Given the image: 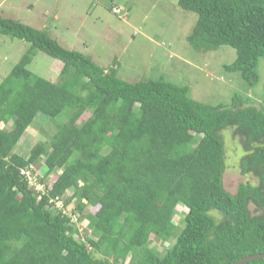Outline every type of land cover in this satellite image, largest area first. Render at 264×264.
<instances>
[{"label": "trees", "instance_id": "1", "mask_svg": "<svg viewBox=\"0 0 264 264\" xmlns=\"http://www.w3.org/2000/svg\"><path fill=\"white\" fill-rule=\"evenodd\" d=\"M177 5L197 16L186 42L234 49L224 70L254 86L264 62V0ZM0 35L29 45L0 83V124L11 122L0 128V264H127L129 256V264H234L264 254V84L258 107L238 93L229 105L210 106L163 78L125 82L114 60L100 67L40 27L0 16ZM37 52L61 62L55 82L28 70ZM62 113L47 147L38 143L27 157L14 152L38 114L52 122ZM229 128L245 152V181L233 194L223 186L220 133ZM40 159L45 176L60 171L50 187L34 175L43 191L22 173ZM74 200L72 219L62 206ZM57 201L61 209L52 210ZM86 205L98 209L84 213ZM178 206L187 210L180 228ZM82 220L90 236L75 227Z\"/></svg>", "mask_w": 264, "mask_h": 264}, {"label": "rangeland", "instance_id": "2", "mask_svg": "<svg viewBox=\"0 0 264 264\" xmlns=\"http://www.w3.org/2000/svg\"><path fill=\"white\" fill-rule=\"evenodd\" d=\"M112 9L118 12L111 13ZM0 16L14 17L24 24L40 27L63 48L90 56L100 67L109 69L114 60V68L118 66L117 77L128 83L163 78L175 85L187 86L190 98L210 106L229 105L234 93L251 97L256 107L262 98L263 60H259L256 68L258 80L250 87L238 72L224 70L225 65L235 60L234 49L228 46L208 50L191 47L186 37L197 16L180 9L177 0H5ZM28 46L24 41L0 35V83ZM61 67L58 60L37 52L27 68L32 74L55 82ZM87 117L88 113H85L80 121ZM65 118V113H62L50 122L38 114L14 152L27 157L38 143L45 145L49 142L56 132V125L64 122ZM10 123L6 126L0 124V128L8 129ZM220 135L224 142L223 186L233 194L238 184L245 181V176L239 172V160L245 152L240 139L230 128L222 130ZM30 169L32 171L28 173L33 178L31 181L28 179L29 184L43 191V185L33 180L37 175L39 178L45 176L43 159ZM59 173L55 171L45 176L44 186L50 187ZM71 195L69 190L65 197ZM60 202L57 201L52 210L61 209ZM82 202L86 204L84 200ZM75 204L74 200L68 206H62V212L72 219L79 215L74 210ZM97 209L98 206L86 205L84 213L93 214ZM186 211L182 206L177 207L179 214L173 221L179 228L181 214ZM75 227L80 236H90L86 229L87 220L77 221ZM151 241L152 245L155 244L152 237ZM169 244L159 245L160 253ZM130 258L127 257V264Z\"/></svg>", "mask_w": 264, "mask_h": 264}, {"label": "water", "instance_id": "3", "mask_svg": "<svg viewBox=\"0 0 264 264\" xmlns=\"http://www.w3.org/2000/svg\"><path fill=\"white\" fill-rule=\"evenodd\" d=\"M255 258H264V254H256V255L248 256V257H245V258L239 260L238 262H236L234 264H241L243 262L250 261V260H253Z\"/></svg>", "mask_w": 264, "mask_h": 264}, {"label": "built area", "instance_id": "4", "mask_svg": "<svg viewBox=\"0 0 264 264\" xmlns=\"http://www.w3.org/2000/svg\"><path fill=\"white\" fill-rule=\"evenodd\" d=\"M22 173L25 174V175L27 176V178L29 179V181L32 180L33 177L31 178V177L29 176L28 171H26V172H25V171H22ZM33 180H34V179H33ZM34 182H35V180H34ZM60 204H61V202H60Z\"/></svg>", "mask_w": 264, "mask_h": 264}, {"label": "crops", "instance_id": "5", "mask_svg": "<svg viewBox=\"0 0 264 264\" xmlns=\"http://www.w3.org/2000/svg\"><path fill=\"white\" fill-rule=\"evenodd\" d=\"M5 0H0V9L3 8ZM14 19V17H12Z\"/></svg>", "mask_w": 264, "mask_h": 264}]
</instances>
